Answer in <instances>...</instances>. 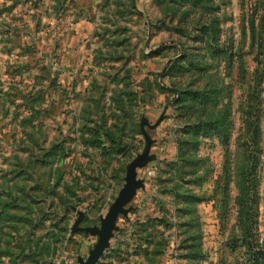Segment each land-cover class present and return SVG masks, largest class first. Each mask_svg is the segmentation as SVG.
<instances>
[{
    "label": "rangeland",
    "instance_id": "obj_1",
    "mask_svg": "<svg viewBox=\"0 0 264 264\" xmlns=\"http://www.w3.org/2000/svg\"><path fill=\"white\" fill-rule=\"evenodd\" d=\"M147 151L96 264H264V0H0V264L87 261Z\"/></svg>",
    "mask_w": 264,
    "mask_h": 264
},
{
    "label": "water",
    "instance_id": "obj_2",
    "mask_svg": "<svg viewBox=\"0 0 264 264\" xmlns=\"http://www.w3.org/2000/svg\"><path fill=\"white\" fill-rule=\"evenodd\" d=\"M148 153L149 151H147L141 158L136 160L127 168L125 188L116 199V201L111 205L106 216L102 218L101 228H78L77 225L79 224V222L75 225V231H84L86 233L98 235L99 237L94 249L90 251L89 258L87 259V261L81 262V264H96L105 249L109 246V242L113 236V231L115 229L118 216L120 214L126 213L125 206L133 200L139 187V183L136 181L135 177V169L137 167H140L148 159Z\"/></svg>",
    "mask_w": 264,
    "mask_h": 264
},
{
    "label": "trees",
    "instance_id": "obj_3",
    "mask_svg": "<svg viewBox=\"0 0 264 264\" xmlns=\"http://www.w3.org/2000/svg\"><path fill=\"white\" fill-rule=\"evenodd\" d=\"M253 107L250 106V111H248L246 114H247V119H246V127H247V130L248 132H251V137L253 139H256L257 137V126L256 123H255V120H256V116H255V113L253 112L252 110ZM218 125V124H217Z\"/></svg>",
    "mask_w": 264,
    "mask_h": 264
},
{
    "label": "crops",
    "instance_id": "obj_4",
    "mask_svg": "<svg viewBox=\"0 0 264 264\" xmlns=\"http://www.w3.org/2000/svg\"><path fill=\"white\" fill-rule=\"evenodd\" d=\"M76 26H77V27H87V26L91 27L92 24L89 23V22H87V21H83V20L80 19V20H78V22L76 23ZM87 31H88V30H86L85 33L82 31V33L78 34V36H79L80 38L82 37V40H83V38H87L88 35H89V34H87V33H88ZM82 40H81V41H82Z\"/></svg>",
    "mask_w": 264,
    "mask_h": 264
}]
</instances>
